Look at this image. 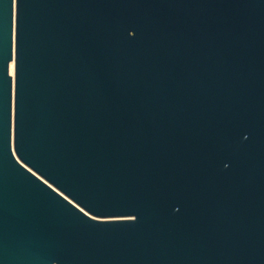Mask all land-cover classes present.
<instances>
[{
	"label": "water",
	"instance_id": "obj_1",
	"mask_svg": "<svg viewBox=\"0 0 264 264\" xmlns=\"http://www.w3.org/2000/svg\"><path fill=\"white\" fill-rule=\"evenodd\" d=\"M0 264H264V0H0Z\"/></svg>",
	"mask_w": 264,
	"mask_h": 264
},
{
	"label": "bare ground",
	"instance_id": "obj_2",
	"mask_svg": "<svg viewBox=\"0 0 264 264\" xmlns=\"http://www.w3.org/2000/svg\"><path fill=\"white\" fill-rule=\"evenodd\" d=\"M9 73L11 74V76H14V65H13V60L10 61L9 63Z\"/></svg>",
	"mask_w": 264,
	"mask_h": 264
}]
</instances>
